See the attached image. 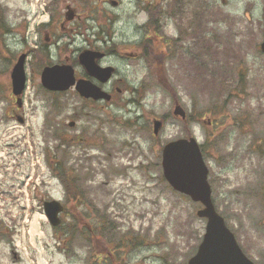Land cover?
Returning a JSON list of instances; mask_svg holds the SVG:
<instances>
[{
  "label": "rangeland",
  "instance_id": "374dc122",
  "mask_svg": "<svg viewBox=\"0 0 264 264\" xmlns=\"http://www.w3.org/2000/svg\"><path fill=\"white\" fill-rule=\"evenodd\" d=\"M150 1L0 0V264H187L206 219L163 178L161 149L190 136L202 146L215 210L264 264V0ZM67 6L75 20L65 22ZM155 6L160 36L149 26ZM140 43L158 59L105 62L125 79L113 102L41 85L44 64L65 57L81 76L78 49ZM23 52L20 123L10 73ZM176 102L186 122L174 116ZM155 118L164 121L157 136ZM57 164L85 191L61 225L87 219L79 237L77 228L61 236L43 211L44 201L65 202Z\"/></svg>",
  "mask_w": 264,
  "mask_h": 264
},
{
  "label": "water",
  "instance_id": "95a60500",
  "mask_svg": "<svg viewBox=\"0 0 264 264\" xmlns=\"http://www.w3.org/2000/svg\"><path fill=\"white\" fill-rule=\"evenodd\" d=\"M69 16V15H68ZM264 53V41L260 44ZM25 55L18 58L11 72L12 92L15 96L22 94L25 88ZM81 64L92 73L96 70L94 58L86 55ZM111 71H105L103 81L110 77ZM42 84L49 90L64 91L76 84V89L84 97L94 99H109L100 88L84 81L75 82L73 70L69 66L46 67L42 73ZM20 99L18 104L20 106ZM176 114H182L177 106ZM19 122H23L19 119ZM161 121H155L154 133L158 134ZM164 178L174 190L190 196L195 202H200L204 208L197 211L199 217L207 218L206 232L197 254L188 264H254L238 246L233 233L227 228L223 218L216 212L212 199L211 187L208 182V168L203 159L199 144L194 138L178 139L168 142L162 149L161 161ZM63 210L60 202L52 200L44 202V212L54 226L60 223L59 214Z\"/></svg>",
  "mask_w": 264,
  "mask_h": 264
},
{
  "label": "flooded vegetation",
  "instance_id": "af4514ba",
  "mask_svg": "<svg viewBox=\"0 0 264 264\" xmlns=\"http://www.w3.org/2000/svg\"><path fill=\"white\" fill-rule=\"evenodd\" d=\"M167 2L169 0H166ZM183 1V0H182ZM148 4H151L153 3L152 1L149 0V2H147ZM68 8V7H67ZM162 8H159L155 6V8H153V10H155V12H150L148 10V14L150 15L151 19H149V26H152V29H155L152 31L153 35L154 36H160L158 31L156 30L157 29V25H158V22H157V18H153V16L155 15V13L158 11V10H161ZM150 10H152L150 8ZM76 12L74 13V20L76 19V16L78 17V15L76 14ZM158 17V16H157ZM160 21V19H159ZM159 27V26H158ZM143 28H145V25H143ZM146 30V29H145ZM48 42V41H47ZM59 42V40H58ZM149 49V45L148 44H144V43H140L134 47H123L122 50H106V49H100V48H96V47H89V48H82V49H78L79 53H78V56H77V62L79 64V56H81L83 53L85 52H91V53H96L99 58L96 59V63L101 66V67H104V68H109V67H113L112 64L110 63H105L106 61H108L109 59H122V60H136V59H140L143 54H144V57L148 60L150 55L147 53L149 51H151L152 49L148 50ZM33 51H36V46L34 47V50ZM23 53H26V55H28V52H23ZM147 53V54H146ZM153 60H157L155 58H153ZM46 63V62H45ZM65 63H68L69 64V60L68 58L65 57ZM59 64H63V63H59ZM80 65V64H79ZM47 65L44 64L43 67H45ZM81 66V65H80ZM114 75L112 73V77H110L109 79H106V82L102 83L101 80L99 78H102L104 76V74L100 73L99 72V77H93V76H90L87 72V70H85L82 66H81V70H82V75L81 76H78L75 74L76 76V79H81L83 81H90L92 83H95L99 86H101L102 88H104L111 96L110 100L113 102L117 93H119L120 95L122 94V87H119L117 86V84L119 85H123L125 79L122 78V77H117L118 76V70L116 68V66H114ZM117 92V93H115ZM86 102H93L91 100H88V99H82ZM22 112V109L21 108H16L14 111H13V114L15 115H20ZM106 154L104 153V156ZM80 226H82L84 224V222H81L79 223ZM239 243V242H238ZM17 256V255H15Z\"/></svg>",
  "mask_w": 264,
  "mask_h": 264
},
{
  "label": "trees",
  "instance_id": "16d2710c",
  "mask_svg": "<svg viewBox=\"0 0 264 264\" xmlns=\"http://www.w3.org/2000/svg\"><path fill=\"white\" fill-rule=\"evenodd\" d=\"M56 168H57V170H60L61 171V174L58 173V177L65 183L66 181L64 180L63 171L61 170V167L57 164L56 165ZM128 245H129V242H128L127 246Z\"/></svg>",
  "mask_w": 264,
  "mask_h": 264
}]
</instances>
